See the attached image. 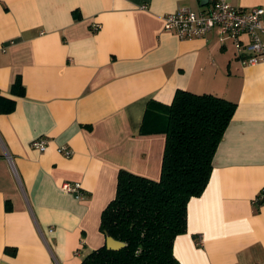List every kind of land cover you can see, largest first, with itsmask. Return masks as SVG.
Returning <instances> with one entry per match:
<instances>
[{
    "label": "crops",
    "instance_id": "crops-1",
    "mask_svg": "<svg viewBox=\"0 0 264 264\" xmlns=\"http://www.w3.org/2000/svg\"><path fill=\"white\" fill-rule=\"evenodd\" d=\"M224 1L264 10V0ZM205 6L0 0V95L15 103L0 115V264H81L103 246L100 216L118 172L160 178L165 137L150 131L164 127L177 90L236 108L173 256L179 264H264V62L240 64L216 28L200 39L163 30L167 15ZM17 79L22 96L12 91ZM40 138L41 152L31 147ZM64 183H79L82 198Z\"/></svg>",
    "mask_w": 264,
    "mask_h": 264
},
{
    "label": "trees",
    "instance_id": "trees-1",
    "mask_svg": "<svg viewBox=\"0 0 264 264\" xmlns=\"http://www.w3.org/2000/svg\"><path fill=\"white\" fill-rule=\"evenodd\" d=\"M12 91L24 94L18 79ZM14 105L0 95V115L13 112ZM235 108V103L213 95L175 92L163 108L164 127L150 131L165 137L159 180L120 170L115 196L100 216L105 238L126 246L113 251L103 244L81 264H179L173 242L186 232L189 201L208 185L213 157Z\"/></svg>",
    "mask_w": 264,
    "mask_h": 264
},
{
    "label": "built area",
    "instance_id": "built-area-1",
    "mask_svg": "<svg viewBox=\"0 0 264 264\" xmlns=\"http://www.w3.org/2000/svg\"><path fill=\"white\" fill-rule=\"evenodd\" d=\"M264 10L259 7L235 8L224 0H217L199 11L181 8L164 18L163 30L180 39L204 38L213 29H218L221 42L230 41L235 57L243 66H253L264 62ZM93 31L98 30L93 25ZM47 142L40 138L31 143L37 151H43ZM65 158L72 155L70 148L58 149ZM61 189L81 199L79 183H64Z\"/></svg>",
    "mask_w": 264,
    "mask_h": 264
},
{
    "label": "water",
    "instance_id": "water-1",
    "mask_svg": "<svg viewBox=\"0 0 264 264\" xmlns=\"http://www.w3.org/2000/svg\"><path fill=\"white\" fill-rule=\"evenodd\" d=\"M208 0H200V5L205 6ZM105 246L108 250L118 251L123 249L126 245L125 243L114 240L112 237L107 236L105 238Z\"/></svg>",
    "mask_w": 264,
    "mask_h": 264
}]
</instances>
